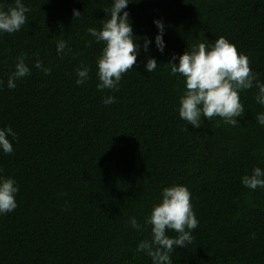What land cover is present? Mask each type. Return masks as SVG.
<instances>
[{
	"label": "trees",
	"instance_id": "16d2710c",
	"mask_svg": "<svg viewBox=\"0 0 264 264\" xmlns=\"http://www.w3.org/2000/svg\"><path fill=\"white\" fill-rule=\"evenodd\" d=\"M24 3L27 23L0 35V127L17 133L13 154L0 152V169L19 186L17 208L0 216V264H151L136 246L150 237L145 220L173 184L188 187L199 220L193 243L172 253L173 264H264V189L241 184L254 167L264 169L256 89L240 93V125L202 118L201 127L185 130L177 112L183 78L166 66L173 54L224 36L264 82V0H132L133 34L141 42L154 37L159 19L167 46L163 54L154 46L141 52L117 92L97 91L95 60L104 45L89 44L87 33L110 18L112 0ZM74 9L81 12L75 20ZM58 39L72 49L63 59ZM21 54L31 75L9 90ZM37 57L50 75L33 67ZM148 57L157 60L155 72L144 70ZM81 63L91 78L77 86ZM107 95L117 102L104 105Z\"/></svg>",
	"mask_w": 264,
	"mask_h": 264
},
{
	"label": "clouds",
	"instance_id": "9594fccd",
	"mask_svg": "<svg viewBox=\"0 0 264 264\" xmlns=\"http://www.w3.org/2000/svg\"><path fill=\"white\" fill-rule=\"evenodd\" d=\"M132 0H112L109 10L110 18L105 20L98 30L95 27L87 29L93 39L88 41L102 43L99 56L95 60V76L98 81L96 89L99 92L119 91L120 82L124 74L133 70L141 52L147 54L151 46L161 54L164 53L165 26L159 19L153 24L157 29L154 37H144L142 42L133 34L129 12L126 10ZM31 9L24 0H13L6 4L0 0V35L13 34L21 30L27 23V15ZM81 15L80 11L73 10L74 20ZM56 54L63 59L72 53L71 47L64 39L55 42ZM249 57L238 52L235 44L226 37L220 36L214 43L204 41L193 44L182 54H173L166 65L173 77H182L184 89L178 97L177 112L181 120L193 128H199L203 119L212 121L214 117L221 118L230 126L240 125L238 118L245 114V107L241 103L240 93L256 89L255 102L264 107V82L250 66ZM45 76L51 74V67L45 66L38 57L33 65ZM158 63L154 57H148L144 65L146 72H155ZM91 68L81 63L75 69V84L82 86L90 77ZM31 75V68L25 63V56L17 58L14 70L7 78L6 86L9 90L16 88V82ZM4 81H0V88ZM104 105L117 102L114 95L102 97ZM203 118V119H202ZM258 125L264 127V112L256 115ZM17 133L5 125L0 127V152L11 155L14 152L13 141ZM0 169V216L13 212L17 208L16 196L19 186L11 176L5 177ZM241 184L251 191L264 189V169L254 167L250 174L241 177ZM128 223L137 231H142V225L135 217L129 218ZM150 226V237L141 240L136 251L144 253L150 258L151 264H173L171 256L177 248H186L193 243L192 232L199 226L191 203V192L185 185L173 184L162 188L159 202L151 208L145 220ZM175 232L174 237L169 232Z\"/></svg>",
	"mask_w": 264,
	"mask_h": 264
}]
</instances>
